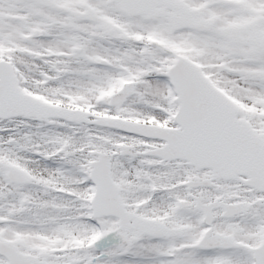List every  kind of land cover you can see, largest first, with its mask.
Instances as JSON below:
<instances>
[{
  "label": "snow or ice",
  "instance_id": "obj_1",
  "mask_svg": "<svg viewBox=\"0 0 264 264\" xmlns=\"http://www.w3.org/2000/svg\"><path fill=\"white\" fill-rule=\"evenodd\" d=\"M0 264H264V0H0Z\"/></svg>",
  "mask_w": 264,
  "mask_h": 264
}]
</instances>
